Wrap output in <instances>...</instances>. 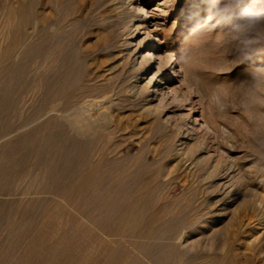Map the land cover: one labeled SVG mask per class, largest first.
Segmentation results:
<instances>
[{"label":"bare ground","instance_id":"6f19581e","mask_svg":"<svg viewBox=\"0 0 264 264\" xmlns=\"http://www.w3.org/2000/svg\"><path fill=\"white\" fill-rule=\"evenodd\" d=\"M205 5L202 0H190L181 17L187 18L182 22L183 29L197 23ZM147 7L145 0H0V20L4 22L0 36L11 38L0 53V119L5 121L14 114L19 118L15 124L4 123L6 131L1 138L15 136L11 135L13 130H35L30 137L0 146V196L18 199L0 201V224L4 222V228L11 230L23 229L41 215L31 220L27 213L36 208L37 214V208L41 209L45 215L40 218L42 225H49L48 217L54 215L52 220L65 224L64 230L73 229L69 236L76 232L67 241L83 238L80 242L85 253L75 262L71 251L60 248L64 234L61 236L59 231L58 237L56 229L57 237L52 232L37 231L32 234L24 264L31 256H36L37 264L183 263L188 241L199 229V211L205 207L206 214L214 212L211 200L198 206L196 199L199 195L213 196L221 188L225 195L233 194L235 181L244 189L240 191L239 208L247 215L258 216L254 220L257 225L264 223V200L259 202L257 195L246 190V186L258 181L248 167L238 169L239 179L233 165L213 160L202 170L199 168L204 158L191 146L192 138L187 135L201 128L203 122L197 115L193 119L198 113L193 104H188V114L181 116L188 121L180 124L187 133L177 136L167 149L181 172L175 177L178 181L173 179L177 182L172 187L175 194L179 192L178 197L170 200V196L162 194L155 182L164 177L160 173L150 180L141 177L147 132L157 130L158 140L149 151L157 157L162 141L175 130V117L169 114L163 98L171 94L177 97L174 86L184 80L178 58L180 42L170 37L176 23L167 30V23L160 22ZM29 58L33 68L30 78L28 66L21 63ZM13 59L17 60L15 64H8ZM16 81L18 96L13 92ZM118 95L126 97L131 115H136L147 130H131V140L126 144L128 149L141 145L143 153L134 163L136 169L119 166L108 174L104 169L109 164L105 153L99 152L92 159V151L101 138L100 131L120 130L123 125V111L118 113L116 103ZM17 181L27 183L13 189ZM247 215L243 219L232 218L229 252L234 258H226L224 253V257L213 256L212 264H250L242 252L245 234L253 225ZM23 231L17 234V240L28 237L29 232ZM52 239L55 240L48 250L45 244Z\"/></svg>","mask_w":264,"mask_h":264},{"label":"rangeland","instance_id":"374dc122","mask_svg":"<svg viewBox=\"0 0 264 264\" xmlns=\"http://www.w3.org/2000/svg\"><path fill=\"white\" fill-rule=\"evenodd\" d=\"M145 1L148 4L147 10L151 13L154 12L161 19L159 20L160 22L167 23V30L172 28L173 24L176 23L175 30L171 33L170 37L173 39L176 38L180 42L179 46L182 50H180L178 58L181 60L182 78L184 80L179 81L174 86L177 87L178 98H174L173 94L163 98L164 102H166L164 103L165 106L171 111L169 114H172L171 116L175 117L174 120H177V123H175L176 121L173 122L174 120L172 121L175 130L171 131L170 137L168 136L162 141L161 154H157V157L156 154H149V151L153 148L152 146H154L158 140V138L155 137L157 136V130L155 128L148 130V135L146 134L148 137L146 136L147 142H143L144 153L141 151L143 156L140 154L141 145L136 146L134 149H128L126 144L129 142V139L131 140V130L147 129L143 127L144 123H139L137 121L136 115H131L129 111L130 105L128 104L129 102L126 101V97L118 95L116 97V103L118 104V113H120L121 110L123 111L121 112L122 114L120 113V115L124 117L122 120L123 125L120 130L110 129L111 131H100L99 135L101 138L95 142L92 151V159L93 156L96 157L95 155L103 151L102 153H105L108 160L107 162L109 163L104 169L106 173L113 174V169L116 170L117 168H121L119 166H125L126 168L133 166V168L136 169L134 163L138 156H142L141 158L145 163V167L140 172V175L143 177V180H150L151 177L155 178L154 176L157 175H155V173H160L164 177L155 180V182L158 183V188L160 190L162 189V194L164 196H170L167 197V199L169 198L170 200L172 198H177L179 192L175 194L172 187L178 181L176 178H178L177 176H179L181 172L176 165V161L167 154V149L169 145L171 146L173 144L177 136L187 133V131L184 130L185 127L182 128L180 124H185L188 121L186 118L181 119V116H186L188 114L186 106L188 104H193L198 112L192 116L193 119L197 115L203 119V122H200L201 128L191 133L188 132L189 134L187 133V135L189 138H192L190 140L191 146L199 150L204 158L199 168L202 170V168L207 165L206 163H210L213 160L223 165H233V167L237 169V173L239 172L237 174L238 176L236 175V178L239 179L241 173L238 169L242 167V169L246 170L248 167L250 173H255L254 176L258 181L251 186H246V190L257 195L256 198H259V202L264 200L262 199V197L264 198V32H243L239 27L253 17H264V0H242V2L239 3L238 0H202V2L206 3V10H204L203 14L197 19L195 25L192 27L188 26L186 29L182 28V22L187 18L182 20L181 17L185 13L184 11L190 6V0ZM3 25L4 22L0 20V30ZM10 41L11 38L7 40L0 36V53ZM16 61L17 60L14 59L10 60L8 64H15ZM21 63L28 66L27 75L30 78L33 70V68H31L32 58L27 59V61L22 60ZM1 66L2 65H0V69ZM13 85V92L18 96L20 94V89H18L17 81ZM115 90L118 89L115 88ZM125 109L127 111H125ZM17 118L16 114H14L5 121L0 119V146L16 143L20 138H27L34 135L35 130L30 128L28 130H21L22 132L20 130H13L14 133L11 132V135L16 134L15 136L12 135L8 138H1V134L6 131L3 130L5 125H9V121L10 124L17 123L16 121L19 119ZM141 123L142 125H140ZM136 124L140 126L138 125L137 128L134 127ZM24 131L27 132L23 134ZM55 131L67 133L68 130H54V132ZM46 134L47 137L48 131ZM122 135H127V138ZM145 143H147V145ZM49 144V140L46 139L45 145L49 147ZM165 145L166 148L164 147ZM146 151L147 153H145ZM108 152H112V154H108ZM107 155L111 156L108 157ZM199 168L197 173L201 171ZM166 174L169 178L166 177ZM11 177H13V174ZM165 178H168L171 183L168 179L165 180ZM162 182L164 183L162 184ZM26 183L27 182L17 181V184H13V189L15 187L17 188L19 184L20 186L18 187L23 188ZM110 184H112L111 181ZM243 190V187L238 186V183L235 181V191L233 194H228L230 197L225 195L223 188L216 191L213 196H198L196 199L197 205H204L203 203L207 200H211V204L213 205L214 203V212L212 215L206 214L208 210H204L205 207L199 211V229L196 234L190 237V242L188 241L189 244L185 248L187 251L184 250L186 253L183 260L184 262L181 263L176 260V264H212L215 257H224V255L228 256L226 258H234V254L229 252L231 246L229 230L231 229V224L234 222L232 218L238 220L240 218L243 219L245 215H247L246 211L239 208L242 199L241 192ZM18 191H21V189H18ZM7 198L9 199L5 200ZM12 200L16 201L18 199L14 196H7L6 194H1L0 196V201L11 202ZM161 201L163 202L164 200L161 199ZM261 206H263L264 210V203H262ZM35 209L27 213V215H29L28 217L30 218L31 216L32 220L35 215L37 216L39 213L41 215L39 214L40 216H38L39 220L38 217H34L33 223L29 222L31 223L30 226L29 223H27V226L25 225L24 228L29 231H23L24 228L19 229V227H12L14 228L12 230L10 227L8 229L5 227V229L4 226L6 224L4 225V222H1L0 249L2 253L0 254V264H24L23 261L25 260V256L31 247L32 234L37 231L44 233L47 231L48 234H51V232L55 234L56 230L58 235L59 233L61 236L64 234L63 240L61 239L60 248L64 251H71L73 260L79 262L85 254L82 245L83 238L80 237L79 239L81 240H72L73 244L71 241H67L66 239L68 237L71 239L72 235H74V233L76 234V232L74 231L72 235L69 236L68 234H71L73 229L67 227L64 230L65 224H56L55 218L52 220L53 217H55L52 214L50 215L53 217L47 216L51 218L49 219V225L47 223L48 226L45 224L42 225L41 219H43L45 215H42V210L38 208L37 210H39V212L37 211L38 213L36 214ZM247 217L252 218L253 225L248 229V233L246 232L245 234L246 242L242 248V252L245 253V255H243V257L247 256L250 264H264V228H262L264 223H262V225H257L255 223L254 220L259 218L258 216H250V214H248ZM200 225H202V227ZM40 226L42 227L40 228ZM44 226L46 227L45 230L42 229ZM47 227H51V229ZM56 227H58V229ZM70 229L72 230L70 231ZM22 231L26 234L29 232L27 234L28 237L17 240V234ZM69 231L70 233H68ZM60 235L58 237H60ZM54 240L55 239H52L50 242H46L45 248L49 250L52 247L50 244L53 245ZM80 241H82V243ZM217 247L219 250L225 251L220 252ZM224 247H226L227 250ZM210 248L211 250H209ZM3 251L6 253L5 255ZM6 255L8 260H5L7 258L3 260V257ZM15 255H18L17 258H15ZM208 255L209 257H207ZM21 258L24 259L21 260ZM34 258H36V256H31L26 261V264H37ZM198 258L200 259L198 260ZM243 263L247 264L245 262Z\"/></svg>","mask_w":264,"mask_h":264},{"label":"clouds","instance_id":"9594fccd","mask_svg":"<svg viewBox=\"0 0 264 264\" xmlns=\"http://www.w3.org/2000/svg\"><path fill=\"white\" fill-rule=\"evenodd\" d=\"M242 0H238V3ZM243 32L260 33L264 32V17H253L249 19L245 24L239 26Z\"/></svg>","mask_w":264,"mask_h":264}]
</instances>
